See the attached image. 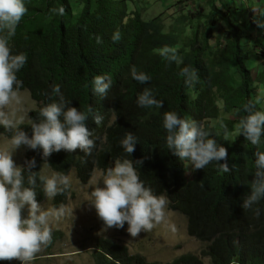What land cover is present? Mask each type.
I'll return each mask as SVG.
<instances>
[{"label": "trees", "instance_id": "16d2710c", "mask_svg": "<svg viewBox=\"0 0 264 264\" xmlns=\"http://www.w3.org/2000/svg\"><path fill=\"white\" fill-rule=\"evenodd\" d=\"M141 1L145 0H81L77 13L72 0H25L27 12L8 42L13 52L27 56L17 78L23 82L19 92H28L38 104L29 121L55 99L53 85L60 87L71 106L86 111L90 105L104 117L100 126L87 121L99 138L92 155L84 156L79 149L61 150L45 160L41 150H30L27 160H36L32 171H40L46 162L65 174L75 169L86 184L94 170L103 172L116 158L142 161L134 164L140 179L156 195L171 198V208L188 217L190 236L209 243L201 257L183 255L168 264H204L202 258L210 264H264V200L258 205L259 217L241 207L250 192L247 181L254 179L255 147L237 131L245 115L242 105L255 101L258 90H264V30L253 18L252 4L248 1L246 9L242 4L233 9L219 7L220 0H209L207 15L181 16L167 30L162 16L144 18ZM61 7L63 15L51 11ZM117 29L121 39L114 43L111 36ZM97 36L102 43H96ZM245 48L255 51V64ZM164 49L175 52L180 63H169L161 55ZM132 66L150 76L149 84L131 78ZM184 66L198 71L199 81L190 88L179 74ZM96 75L111 79L105 96L91 91ZM144 87L163 101L161 109L136 105ZM255 108L264 109V100ZM166 110L203 122L227 150L220 163L235 164V170L217 171L212 162L192 172L165 146L162 115ZM29 121L21 126L30 135ZM127 131L138 138L131 155L119 144ZM0 135L8 138L2 127ZM68 194L54 198L56 210ZM36 199L39 203L46 199L39 189ZM124 228L127 223L119 229ZM92 254L95 264H160L132 256L127 247L106 238L96 240Z\"/></svg>", "mask_w": 264, "mask_h": 264}, {"label": "clouds", "instance_id": "9594fccd", "mask_svg": "<svg viewBox=\"0 0 264 264\" xmlns=\"http://www.w3.org/2000/svg\"><path fill=\"white\" fill-rule=\"evenodd\" d=\"M51 11L63 15L64 8ZM26 12L25 0H0V127L8 133V147L0 150V261L16 259L20 264H32L42 248L50 244L51 219L62 215L60 210H49L39 203L37 190L47 200H52L71 185L69 174L55 170L46 173L45 167H50L46 162L40 171H32L36 167L35 158L26 160L22 166L16 164L13 154L25 146L29 150H41L45 160L61 150L72 152L79 149L84 156H90L99 138L94 135V130L89 129L87 121L91 119L100 126L104 119L90 105L86 111L71 106V100L65 99L60 87L53 85L51 93L55 99L41 106L37 118L29 121L30 135L23 130V121L13 116L11 106L19 101L23 82L17 78V73L26 64L27 56L23 52H13L8 41ZM111 39L114 43L120 41L119 29L113 32ZM96 43H102L101 37H96ZM161 55L169 63H180L176 53L169 49H164ZM129 74L141 85L149 84L151 79L135 66L129 69ZM179 74L186 88L199 81L197 69L191 66H184ZM110 87L111 79L106 75L92 78V93L105 96ZM262 100L264 90H258L255 101L249 100L242 105L245 115L240 118L237 129L239 135L255 147L254 179L247 181L250 192L243 197L241 207L257 217L261 214L258 205L264 200V109H256L255 104ZM135 102L145 109H161L163 106V101L153 95L150 87H144ZM162 127L167 150L187 162L192 172L204 169L212 162H215L217 171L229 173L235 170V164L230 167L226 161L220 163L225 160L227 150L213 138L203 122L185 119L176 111L166 110L162 115ZM137 142L133 132L127 131L119 144L125 153L131 155ZM134 164L141 165L142 161L116 158L114 166L105 168L99 180L92 182L87 201L103 222L104 231L115 227L136 237L141 231L150 232L156 225L166 222L165 195H156L147 187ZM189 174L192 176L188 173V178ZM167 198L172 207L173 201ZM25 209L26 215L22 216ZM183 216L187 218L189 232V219ZM125 223L127 228L119 229Z\"/></svg>", "mask_w": 264, "mask_h": 264}, {"label": "rangeland", "instance_id": "374dc122", "mask_svg": "<svg viewBox=\"0 0 264 264\" xmlns=\"http://www.w3.org/2000/svg\"><path fill=\"white\" fill-rule=\"evenodd\" d=\"M252 4L251 13L258 24L264 25V0H220L219 7L227 5L237 9L240 2L246 9L249 2ZM73 8L78 13L81 11L80 0H72ZM180 0H145L141 1L140 7L145 19L162 16L167 30H172L175 20L181 16L187 17L200 14L207 15L209 0H191L179 3ZM259 17V18H258ZM264 30V27L261 26ZM245 51L253 58L255 64L257 56L253 49L245 48ZM19 101L11 106V113L23 123H28L30 114L35 111L38 104L32 100L28 92H19ZM22 123V124H23ZM8 138L0 135V150L8 147ZM30 150L21 146L13 154V160L18 165H24ZM114 166V164L112 165ZM52 169L45 167V172ZM70 176L69 195L61 209L59 218L51 219V242L36 255L32 264H95L92 250L99 238L110 239L115 243L128 248L131 255H139L149 262L168 264L177 258L193 254L201 257V252L206 249V244L189 235L188 221L181 213L171 210L170 202L166 198V222L156 225L150 232L141 231L136 237L130 236L127 231H119L112 227L104 231L103 222L97 217L95 210L88 203L89 193L92 190L93 181L99 180L101 171H94L91 179L83 184L78 179L74 170L68 172ZM191 175L189 174V178ZM102 186V185H101ZM53 200L41 203L46 209L56 210ZM26 215V209L22 216ZM204 264H210L208 259H203ZM0 264H20L16 259L0 261Z\"/></svg>", "mask_w": 264, "mask_h": 264}, {"label": "bare ground", "instance_id": "6f19581e", "mask_svg": "<svg viewBox=\"0 0 264 264\" xmlns=\"http://www.w3.org/2000/svg\"><path fill=\"white\" fill-rule=\"evenodd\" d=\"M228 1V0H227ZM255 20V19H254ZM72 170H74V172H75V174L77 173L76 172V170L75 169H71L69 172H72ZM94 171H96V170H94ZM94 171H93V173H94ZM92 173V174H93ZM68 174V173H67ZM66 193L68 194V193H70V191H69V189L66 191ZM69 195V194H68ZM68 197V196H67ZM66 202V201H65ZM65 204V203H64ZM53 205H54V202H53ZM59 210V209H58ZM202 243H204V242H202ZM205 244L207 245V246H209V243H207V242H205ZM197 256V255H196ZM202 256V255H201ZM198 257H200V256H198ZM203 259H208V258H202V260ZM209 260V259H208ZM147 261V260H146ZM210 261V260H209ZM147 262H149V261H147ZM204 262V261H203Z\"/></svg>", "mask_w": 264, "mask_h": 264}]
</instances>
